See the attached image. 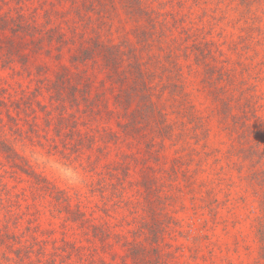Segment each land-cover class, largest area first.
I'll return each mask as SVG.
<instances>
[{
    "label": "rangeland",
    "instance_id": "1",
    "mask_svg": "<svg viewBox=\"0 0 264 264\" xmlns=\"http://www.w3.org/2000/svg\"><path fill=\"white\" fill-rule=\"evenodd\" d=\"M140 1L0 0V264H264V0Z\"/></svg>",
    "mask_w": 264,
    "mask_h": 264
},
{
    "label": "trees",
    "instance_id": "2",
    "mask_svg": "<svg viewBox=\"0 0 264 264\" xmlns=\"http://www.w3.org/2000/svg\"><path fill=\"white\" fill-rule=\"evenodd\" d=\"M87 2H91V8L93 11L96 9V2L101 5H105L103 0H84ZM114 4L115 0H111ZM140 0H120L121 7L125 10V12L130 15L132 18L140 17L144 13V9L140 3ZM102 15V14H99ZM136 51H128L126 54L125 50H122V45L113 46V45H105L100 41L94 40L90 43L88 48H83L81 50L80 55H78L75 59L76 62L84 63L86 61L94 59L96 56L101 57L104 64L112 70V75L110 76L111 81L116 82L120 86L119 93L115 95V105L118 108L124 110L125 115H130L133 112V108L137 109V113L145 110L147 114L146 117L150 118L151 115H156L159 112L155 106L153 99L149 93V86L146 82V75L142 69L141 63L137 60V56L135 54ZM127 62L126 68H128L130 72V77L128 78L125 74H122V66H125ZM133 79L134 87L131 91H128L125 95L122 93V87L125 83V79ZM57 88L58 99L61 102V105L64 107L65 102H68L71 106L75 105L76 95L73 93V88H70L68 91V79L66 76H59L57 82L54 83ZM68 91V93H67ZM3 151L6 154V157L13 158L17 157L18 154L13 149H10L5 141L1 142ZM28 173V172H25Z\"/></svg>",
    "mask_w": 264,
    "mask_h": 264
}]
</instances>
